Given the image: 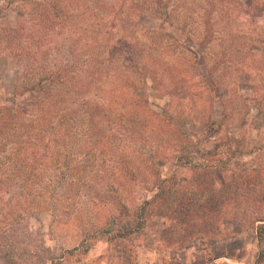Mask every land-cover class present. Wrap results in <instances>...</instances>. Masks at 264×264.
Returning <instances> with one entry per match:
<instances>
[{
  "label": "rangeland",
  "instance_id": "rangeland-1",
  "mask_svg": "<svg viewBox=\"0 0 264 264\" xmlns=\"http://www.w3.org/2000/svg\"><path fill=\"white\" fill-rule=\"evenodd\" d=\"M31 7L0 0V29L22 17L35 21ZM69 9L64 32L41 42L37 66L73 61L74 70L58 83L68 80L72 91L75 85L83 92L60 107L84 98L102 104L105 151L115 161L73 207L22 217L0 264H204L202 247L214 264H253L260 223L252 218L264 224V202L250 200L264 193V0H73ZM15 51L18 57L0 53L3 107L22 105L13 95L16 76L33 63L32 54ZM80 118L69 115L78 123L75 147L84 149L75 160L91 162L99 131L92 122L81 135ZM121 158L133 174L123 172ZM106 162L92 166L103 171ZM197 165L213 173L215 189L232 184L229 207L245 216L221 222L203 246L189 240L179 249L167 244L165 232L179 226L142 205L157 192V179L171 187ZM19 192L14 185L10 197ZM10 197L5 200L16 204ZM118 229L125 238H113Z\"/></svg>",
  "mask_w": 264,
  "mask_h": 264
},
{
  "label": "trees",
  "instance_id": "trees-1",
  "mask_svg": "<svg viewBox=\"0 0 264 264\" xmlns=\"http://www.w3.org/2000/svg\"><path fill=\"white\" fill-rule=\"evenodd\" d=\"M18 1L25 4L32 3L29 15L35 21L29 18V22H22V17L12 27L1 28L0 53L6 51L13 57H18L20 52L15 50L19 48L33 55V63L22 69L23 71L16 76L13 95L22 97V105L0 106L1 253L7 251L5 249L6 239L11 236L10 233L13 231L11 227H16L22 217L26 214L35 215L42 209L55 212L59 208L68 210L71 206L73 207L72 200L78 196H84V190L93 189L94 182L99 179L97 177L99 171L108 175L115 161L110 151H105L107 141L104 137V121L106 116L102 104L84 98L77 99L79 101L65 109L60 107L71 96H78L83 92L75 85L72 91L68 87V80L63 87L60 86L65 77L69 76V72L74 70L73 65H69L73 61L57 68L46 69L37 66L38 55L42 52L41 42L45 38L52 39L53 35L64 32L65 21L73 16L69 9L73 0ZM69 31L73 32V30ZM29 49L33 50L32 53ZM26 74L31 75L33 79L28 78ZM36 91L38 95L35 96ZM34 106L41 109L34 108ZM83 106L85 108L80 111ZM30 108H34L37 114L32 113ZM73 113H80L82 118L79 119L81 120L80 130L84 131L80 133L81 135H87L92 122H94L92 125L94 129L99 131L97 141L92 145L97 149V153L93 155L91 162L75 160L84 149L78 152L79 147H75L74 138L79 132L75 136L72 134L75 131L74 128L78 126L77 121L69 119V115ZM80 144L88 148L90 142L83 140ZM74 148H78L76 152ZM92 161H107L106 168L103 171L94 168ZM120 162L123 172L133 174L124 158H121ZM191 170L188 178L171 187L165 184L168 179H157L154 185L157 192L151 200L145 201L142 205L143 208L148 207L150 214L165 217L179 226V231L171 228L165 230V232H170L171 238L168 239L167 244L179 249H183L189 240H198L201 243L203 238L217 234L218 226L224 220H238L245 216L229 207L234 202L231 183H225L220 189H215L211 171L199 165ZM91 173L96 176L95 179ZM244 180L246 183H251L247 176ZM14 185L20 192L10 197ZM109 188L112 190L111 186ZM7 197L15 200L16 204L6 201ZM260 197V199L257 197L250 198V200L264 202V193ZM119 205L122 206V215L128 217L129 210L124 204ZM10 210L15 211L13 218L8 216ZM139 210L137 208L135 213ZM252 220L260 223L257 226L255 238L258 251L253 264H264V224H261L263 219L254 217ZM240 221L242 223V219ZM125 237L126 234L121 229L113 234V238ZM202 249L205 250L206 261L210 262L207 250L204 247Z\"/></svg>",
  "mask_w": 264,
  "mask_h": 264
},
{
  "label": "crops",
  "instance_id": "crops-1",
  "mask_svg": "<svg viewBox=\"0 0 264 264\" xmlns=\"http://www.w3.org/2000/svg\"><path fill=\"white\" fill-rule=\"evenodd\" d=\"M214 262H215V260H213V261L211 260L210 262H207L205 259L204 264H214Z\"/></svg>",
  "mask_w": 264,
  "mask_h": 264
}]
</instances>
